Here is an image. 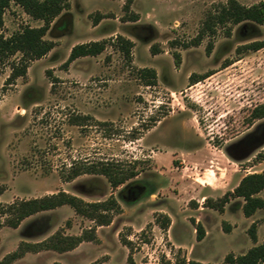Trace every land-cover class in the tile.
Returning <instances> with one entry per match:
<instances>
[{"label":"rangeland","instance_id":"rangeland-1","mask_svg":"<svg viewBox=\"0 0 264 264\" xmlns=\"http://www.w3.org/2000/svg\"><path fill=\"white\" fill-rule=\"evenodd\" d=\"M226 1L69 0L70 8L45 36L56 42L49 54L32 61L28 74L12 84H6L11 63L22 54L0 67V204L64 190L86 201L114 195L122 205L109 226L97 227L99 241H85L76 252H29L13 264H91L109 258L106 264H128L130 253L136 264H176L178 255L187 254L175 243L190 242L192 226L187 230V221L196 218L204 219L213 239L212 247H197L198 260L222 263L228 253L241 254L255 244L242 211L225 216L205 207L203 198L216 199L229 191L233 171L238 174L232 186L239 174L264 171V160L256 159L264 152V118L250 121L252 109L264 102V47L237 52L240 45L264 39V24L258 26L257 36L244 32V23L234 25L231 36L219 29L211 54L206 52L210 37L185 47L208 12ZM239 1L251 5L261 0ZM98 12L109 16L95 27ZM131 13L139 19L124 21ZM67 14L73 24L56 26ZM42 24L11 2L3 33L10 36L24 26ZM138 24L152 26L154 33L138 30L152 35L148 40L133 35L132 26ZM118 34L134 39L131 60L108 44L102 53L80 57L63 68L75 44ZM153 44L159 53L151 52ZM175 51L181 54L180 65ZM143 67L157 71L155 85L145 84L138 71ZM48 69L57 77L55 83ZM208 71L212 74L206 78L190 81L192 73ZM76 116L84 117L83 124L72 122ZM256 132L263 140L250 146L246 140ZM92 161L117 162L134 168L137 175L117 188L102 174L64 179L73 164ZM137 185L146 189L133 200ZM260 195L264 197V190ZM159 213L171 216V237L156 223ZM254 217L264 224V209ZM227 218L238 225L233 231L223 228ZM93 226L94 221L69 205L38 212L17 228L0 227V260L22 241H41L57 230L80 234ZM122 237L133 244L125 245ZM259 238L264 240V225Z\"/></svg>","mask_w":264,"mask_h":264},{"label":"trees","instance_id":"trees-1","mask_svg":"<svg viewBox=\"0 0 264 264\" xmlns=\"http://www.w3.org/2000/svg\"><path fill=\"white\" fill-rule=\"evenodd\" d=\"M11 2L19 4L26 13L34 19L42 20L40 26H24L20 30L6 36L3 33L4 13L10 7ZM70 8L69 0H0V67L12 56L21 53V57L17 61L11 63V72L6 79V84H12L19 77H25L28 74V68L34 60L41 59L49 54L56 46V42L46 38V34L51 28L55 18L59 16L65 9ZM126 13L130 12L129 6L125 5ZM109 15L98 12L93 19L97 25L101 19ZM139 15L131 13L124 17V21H137ZM244 23L241 27L244 32L251 36H257L260 32L259 25L264 24V0L251 5H245L239 0H227L217 4L211 9L204 19L198 34L189 42L185 43V47L198 46L205 37H210V41L206 46V52L211 54L214 48L212 40L219 29H222L227 36L232 35L233 26ZM133 34L143 41L148 40L150 36H144L138 30H146L151 33L153 28L150 25L138 24L132 26ZM136 29V32H135ZM108 44L117 46L125 58L132 59V49L135 42L122 35L118 34L114 39L92 40L83 43L75 44L67 60L63 63V68H67L75 59L83 56H96L102 53ZM264 47V39L253 40L244 45L237 47V52L249 50H258ZM150 50L156 54L161 51L157 45H151ZM174 57L177 65L181 63V54L178 51L174 52ZM225 64H228L225 62ZM139 73L144 79L146 85H155L157 82V71L151 67L140 68ZM47 75L53 78L55 83L58 79L53 77L50 69L46 71ZM212 72L208 71L204 74L192 73L190 81L197 82ZM83 118L76 116L72 119L73 123L83 124ZM264 118V102L255 106L250 114V121ZM263 138L260 139V134L255 133L247 138V143L250 146L257 145ZM257 160H264V152L260 151L256 155ZM102 174L107 177L113 188H117L124 184L127 180L135 177L137 172L134 168L127 169L122 164L117 162L92 161L75 163L71 166L69 173L64 177L66 181H70L81 174ZM264 190V171L248 173L242 177L238 185L227 191L219 198L206 197L205 206L223 211L226 204L231 198H242V210L245 216L253 215L258 209L264 207V197L259 196V193ZM62 205L71 206L78 214L87 217L95 222V226L84 229L80 234H65L61 230H57L49 237L37 241H22L18 247L7 253L1 260L0 264H13L16 260L25 256L28 252H40L42 250H55L58 252H67L75 249L83 241H99L97 227L102 225H110L114 217L122 212V205L114 195H110L104 200L86 201L80 196L69 193L67 191H59L57 193L34 197L29 199H21L11 203L0 204V227L10 226L17 228L22 221L38 212L55 209ZM156 223L164 230H168L171 225V217L166 213H159L155 217ZM195 224L197 239L201 240L205 236V228L201 222L192 219ZM224 230L229 231V227L223 226ZM248 233L254 242H257V223L253 222L248 228ZM125 245H132L126 237L121 238ZM54 264H62L55 262ZM91 264H101L100 260H95ZM128 264H136L133 254L128 255ZM176 264H264V241L256 243L247 251L241 254L234 252L228 253L222 263L203 262L195 259L188 260L180 255L176 258Z\"/></svg>","mask_w":264,"mask_h":264},{"label":"crops","instance_id":"crops-1","mask_svg":"<svg viewBox=\"0 0 264 264\" xmlns=\"http://www.w3.org/2000/svg\"><path fill=\"white\" fill-rule=\"evenodd\" d=\"M61 15V14H60ZM59 15V16H60ZM68 15V14H67ZM65 15H63V16H61L60 17V19H62V17H64ZM56 18H58V16L56 17ZM55 18V19H56ZM60 19H59V21H60ZM100 23V22H99ZM57 24V23H56ZM62 24V23H61ZM71 24H73V18L71 17V21H70V25ZM60 25V24H59ZM59 25H56V26H59ZM96 26H98V24L97 25H95V27ZM134 35V34H133ZM128 38H130V37H128ZM130 39H132L133 41H134V39L133 38H130ZM135 42V41H134ZM70 54V53H69ZM83 57H85V56H83ZM80 58V57H79ZM78 59V58H77ZM76 60V59H75ZM263 164V162H259L257 165H262ZM263 170H259V171H257V172H262ZM236 174H238L236 171H233V172H231L230 174H229V178H230V182H231V186H230V188H229V190H233L237 185H238V183L240 182V180L242 179V177L243 176H245V175H240L239 174V179L237 180V182L232 186V183H234L233 182V179H234V175H236ZM146 189V188H145ZM206 190H208V191H211V192H215V193H217V195H220L221 196V193H218V190H213V189H211V188H208V189H206ZM212 196H215V195H211L210 197H212ZM259 196H262V195H260V193H259ZM206 195L203 197V198H205L206 199ZM263 197V196H262ZM212 198H214V197H212ZM204 199V200H205ZM215 199V198H214ZM205 202V201H204ZM242 204H243V199L242 198H240V197H238V198H233V199H231L230 200V202H228L227 204H226V206H225V208H224V210L221 212V211H219V210H217V209H214V208H211V207H209V208H211V209H213V210H217V211H219L220 213H223L225 216H227L228 215V213H239V211H242L243 212V210H242ZM237 205V206H236ZM205 207H207L208 208V206H205ZM201 208H204L203 207V203H201ZM264 209V207L263 208H260V209H258L253 215H251V216H246V220H247V222L244 224L245 225V229L246 228H248L253 222H256L255 221V215L260 211V210H263ZM236 210V211H235ZM199 212H203V211H199ZM166 214H168V213H166ZM169 215V214H168ZM245 215V214H244ZM170 216V215H169ZM171 217V216H170ZM228 223H227V226L229 227V231H233L235 228H237V224L233 221V220H231L230 218H227V219H225ZM195 221H196V223L197 222H201L203 225H204V228H205V236L201 239V240H198L197 239V232H196V228H195V224L194 223H192V222H188L187 221V230L188 229H190L191 228V226H192V233H191V239H190V242L189 243H187V245H184V244H182V243H175L176 244V246L177 247H181V248H183V250L184 251H186V254H187V256H185L188 260H190V259H195V260H198V258L196 257V256H194L195 255V252H196V249H197V247H199V246H206L207 248H209V247H212V244H213V239H212V233H211V230H210V228L208 227V225L205 223V221H204V219H200V218H196L195 219ZM257 223V222H256ZM172 225V224H171ZM171 225H170V227L168 228V236L169 237H171ZM264 224H258L257 223V237H258V239H257V242H254L255 244L256 243H261L262 241H264V240H260V238H259V231H260V229L262 228V226H263ZM102 226H109V225H102ZM99 227V226H98ZM98 234V233H97ZM83 242H85V241H83ZM82 242V243H83ZM90 242H93V241H90ZM81 243V244H82ZM80 244V245H81ZM254 244V245H255ZM79 245V246H80ZM79 246H77L75 249H73V250H70V251H67V252H71V251H73V252H76L75 250H77L78 248H79ZM252 247V246H251ZM250 248V247H249ZM248 248V249H249ZM43 251V250H42ZM42 251H40V252H42ZM46 251H49V250H46ZM50 251H55V250H50ZM40 252H35V253H40ZM55 252H58V251H55ZM29 253V252H28ZM34 253V252H33ZM58 253H66V252H58ZM26 255V254H25ZM24 257V256H23ZM134 258V257H133ZM98 260V259H97ZM111 260V258H109V259H107V260H103V261H101V264H106L108 261H110ZM199 261H201V260H199ZM63 264V263H62ZM159 264V263H158ZM164 264H175V262L172 260V261H170V262H168V263H164Z\"/></svg>","mask_w":264,"mask_h":264},{"label":"water","instance_id":"water-1","mask_svg":"<svg viewBox=\"0 0 264 264\" xmlns=\"http://www.w3.org/2000/svg\"><path fill=\"white\" fill-rule=\"evenodd\" d=\"M132 189H133V191H132L133 193H132L131 199L136 200L145 191V186H139V185H137V186L133 187Z\"/></svg>","mask_w":264,"mask_h":264},{"label":"flooded vegetation","instance_id":"flooded-vegetation-1","mask_svg":"<svg viewBox=\"0 0 264 264\" xmlns=\"http://www.w3.org/2000/svg\"><path fill=\"white\" fill-rule=\"evenodd\" d=\"M70 21H71V17L70 15H65L64 17H62V19H60V21H58V25L61 24V23H65V22H68L70 24Z\"/></svg>","mask_w":264,"mask_h":264}]
</instances>
